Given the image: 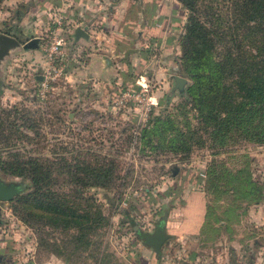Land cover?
I'll return each instance as SVG.
<instances>
[{
	"label": "rangeland",
	"instance_id": "obj_1",
	"mask_svg": "<svg viewBox=\"0 0 264 264\" xmlns=\"http://www.w3.org/2000/svg\"><path fill=\"white\" fill-rule=\"evenodd\" d=\"M222 1L197 4L201 11L219 8ZM41 2L0 0V33L13 32L21 44L0 64V160L30 157L47 164L56 182L45 188L65 211L57 215L61 220L55 219L27 200L26 179L0 171L5 182L26 183L10 201L0 202L4 263L264 264V198L243 196L239 188L248 173L264 194V144L235 134L218 141L209 128L202 131L184 93L190 81L177 71L188 11L176 0H105L112 21L128 19L129 38L113 34L108 41L112 52L102 43L91 51V40L84 45L73 37L83 23L71 5L64 9L59 0ZM151 6L161 8L162 16L154 39L148 38L146 18ZM16 10L24 13L22 19ZM32 38L36 42L23 47ZM52 42L58 49L48 58ZM126 47L137 51L122 58ZM102 55L112 61L108 71L96 68L95 57ZM172 75L185 78L183 92L171 91ZM141 90L150 102L144 120L140 107L124 99L125 92ZM155 128L160 135L153 134ZM167 140L174 144L169 147ZM81 162L109 164V183L67 182L69 172L82 176L73 167ZM74 188L80 190L78 198ZM193 192L202 197L201 221L193 227L195 213L191 225L178 229L193 206L188 199ZM162 216L170 237L156 257L133 229L150 232Z\"/></svg>",
	"mask_w": 264,
	"mask_h": 264
},
{
	"label": "trees",
	"instance_id": "obj_2",
	"mask_svg": "<svg viewBox=\"0 0 264 264\" xmlns=\"http://www.w3.org/2000/svg\"><path fill=\"white\" fill-rule=\"evenodd\" d=\"M176 1L188 11L179 37L177 71L190 81L184 93L199 115L202 131L209 128L208 133L218 141L235 134L253 144H264V0H223L225 5L206 6L201 11L197 0ZM15 14L20 20L24 13L16 10ZM3 32L17 38L13 32ZM156 129L153 134L158 136ZM159 140H164L163 134ZM166 144L170 147L174 141L167 140ZM73 167L82 176L69 172L67 182L78 180L89 186L105 187L111 179V167L107 163L90 166L81 162ZM0 171L26 179L30 187L27 200L61 220L57 215L65 211L62 201L45 188L56 182L50 178L47 164L36 163L30 157H13L0 160ZM243 183L239 186L243 196L253 194L256 200L264 198L248 173ZM73 192L75 197L80 194L77 188ZM27 218L21 220L26 222Z\"/></svg>",
	"mask_w": 264,
	"mask_h": 264
},
{
	"label": "crops",
	"instance_id": "obj_3",
	"mask_svg": "<svg viewBox=\"0 0 264 264\" xmlns=\"http://www.w3.org/2000/svg\"><path fill=\"white\" fill-rule=\"evenodd\" d=\"M103 1L105 2V0H103ZM103 1L101 2L100 0H59V4L61 5V7H64V9H65V7H66V9L69 8L71 5L73 8V11L76 12V16L78 18H80L79 19L80 22L83 23L81 27H85L88 30V31H85L87 33V38L84 39V38L79 37L80 40L76 39L77 42H81L82 44H84L86 41L91 40L92 44L90 45V48H89L91 51L96 48L95 45H97L98 43H102V47L104 45H107L106 46L107 50L112 52V48L109 46L108 41L110 38H112L111 36L113 34L119 35V38H122V39H128L129 38L127 31H125L126 30V23H127L128 19L124 21L122 19L119 20L118 18L115 19V18H113V16H111V18L113 20L115 19V22L112 21L109 17V13H107L108 9H106V10L104 9V2ZM41 4H43V0H42ZM46 4H48V3H44V6H43L44 8H45V6H47ZM107 6L109 9L112 8V4H110V3H107ZM160 9L161 8H157L156 6H151L150 11H148L150 13V15L148 17H146L148 19L150 18V20H148V23H149V25H148L149 26L148 27L149 28L148 38L154 39V37H156V38L159 37L156 34V31H157L156 27L158 25V22L161 21L160 20V16H161ZM35 19L38 20L37 15H36ZM118 20H119V23L117 22ZM137 24L140 25L141 20H137ZM93 25H97V28L94 27ZM17 30H19V29H17ZM142 35H143L142 31L136 32V36L138 37L140 44H145L146 42H145V40H143ZM162 38L160 39V44L163 43ZM93 39H95V40H93ZM162 46H160V47H162ZM126 49H128V47H126ZM130 49H135V48H130ZM136 51L137 50L135 49L134 52H130V53H135ZM162 51H164V48ZM102 56H105V55H102ZM99 58H100V56L95 57V59H96L95 62H97V64H98V66L96 67L98 71H108L111 69V67H113L112 61L109 57H108L109 63L111 64V66L107 67V68H104L100 64ZM165 60H167V59H165ZM165 60H163V61L165 62ZM164 62H162L163 67L166 66L165 68H167L169 70L172 69V67H170V65H168V63L166 64ZM163 67H162V69H164ZM199 195H201V194L198 192H193L192 194H190L188 196V199L191 203H193V204H191L193 206H190L189 213L186 212L187 215L186 214L185 215L187 217H185L183 222H181L178 225V229L183 228L184 226H186L187 224L192 222V216L191 215H193L195 213H196L197 217H196L195 221L192 222L193 227H194L195 223H199L201 221V211H202L201 207H203V201H201L202 197L200 199ZM194 202H195V204H194ZM189 225H191V224H189ZM193 231H194V228H192V231L190 230L189 232H193ZM2 245H3V240H0V264H5L4 263L5 256L3 255L4 252H3Z\"/></svg>",
	"mask_w": 264,
	"mask_h": 264
},
{
	"label": "water",
	"instance_id": "obj_4",
	"mask_svg": "<svg viewBox=\"0 0 264 264\" xmlns=\"http://www.w3.org/2000/svg\"><path fill=\"white\" fill-rule=\"evenodd\" d=\"M74 39L79 37L87 38V33L85 32V27H76L73 31ZM35 39H30L23 44V47L34 44ZM21 46L18 39L14 36L7 35L5 33H0V64L5 56H8L10 51L17 49ZM135 49H126L123 52V58L127 56L128 53L134 52ZM100 64L104 67H110L109 58L106 56H100ZM173 85L171 91L177 90L178 92H183V87L186 83L185 78L179 75H172ZM175 174V170L171 171V175ZM26 183L23 181H8L5 182L0 179V202L10 201L17 193L24 190ZM165 217L162 216L154 224L153 229L150 232L140 231L135 227L134 234L140 240L141 244L147 246L152 250L156 257L159 256L161 245L170 237V234L165 231Z\"/></svg>",
	"mask_w": 264,
	"mask_h": 264
},
{
	"label": "built area",
	"instance_id": "obj_5",
	"mask_svg": "<svg viewBox=\"0 0 264 264\" xmlns=\"http://www.w3.org/2000/svg\"><path fill=\"white\" fill-rule=\"evenodd\" d=\"M57 49H58V44L56 42H52L50 46L48 47V53H47L48 58L51 56L50 53H56ZM124 99L125 101L131 102L132 104H134L133 106L136 105V107H140V109L142 110L141 112L143 116L142 119L144 120L145 119L144 116H146V114L148 113L150 109V102L146 94L142 92V90L136 93L127 91L125 92Z\"/></svg>",
	"mask_w": 264,
	"mask_h": 264
},
{
	"label": "flooded vegetation",
	"instance_id": "obj_6",
	"mask_svg": "<svg viewBox=\"0 0 264 264\" xmlns=\"http://www.w3.org/2000/svg\"><path fill=\"white\" fill-rule=\"evenodd\" d=\"M17 39H18V38H17ZM18 41H19V39H18ZM19 43H20V41H19ZM10 52H11V51H10ZM5 57H6V56H5ZM5 57H4V58H5ZM156 222H157V221H156ZM156 222H155V223H156Z\"/></svg>",
	"mask_w": 264,
	"mask_h": 264
}]
</instances>
